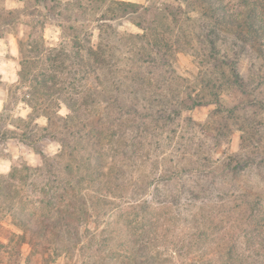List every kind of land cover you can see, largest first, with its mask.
<instances>
[{
    "label": "rangeland",
    "instance_id": "1",
    "mask_svg": "<svg viewBox=\"0 0 264 264\" xmlns=\"http://www.w3.org/2000/svg\"><path fill=\"white\" fill-rule=\"evenodd\" d=\"M111 1L0 0V180L9 172L14 161L34 166L43 159L51 158L60 148L59 142L48 135L37 139L42 133L37 129L46 124V119L43 116L34 117L25 101L29 88L18 77L20 56L34 40L42 41L45 47H54L61 42L68 47V41L74 35L82 39L84 34L93 32L90 37L94 42L97 28L103 23L109 25L107 31L115 29L122 34L141 33L134 23L138 20L135 15L107 19L110 15L106 10L113 5ZM222 1L233 11L239 10L242 5L238 0ZM140 4L149 6L154 12L170 5L176 13V23L170 17L166 19L172 30L169 35L179 40V51L173 56L174 69L162 65L157 59L152 62L148 59L150 62L138 68L134 61L136 56H128L127 60L124 52L131 45H139L141 39L122 37L115 42L116 56L107 57L113 64L112 72H108L107 76L115 78L126 65H130V74L145 78L148 82L145 85L151 90L161 88L166 98L178 95L186 100L187 105L199 99L200 104L183 109L180 117L171 121L162 132L177 142L175 145H179V149L175 155L183 162L184 157L192 154L194 158L211 148L212 152H216L211 154V165L205 170L201 167V170L191 171L189 176L181 175L169 181H151L148 176L134 198L122 197L119 206L107 217L82 223L78 235L68 232L57 235L59 241L69 244V248H64L59 254L50 247L43 252L32 249L27 243L12 247L16 234L20 233L13 220L21 214L18 211L12 215L5 209L0 210V264H122L117 255L125 253L126 247L132 248V239L143 250H154L157 261L165 264L163 258L166 256L162 253L178 248V240L189 238L191 232H222V227L227 226V219L234 221L236 226L230 230L239 236L242 230L248 233L257 230L248 224V214H257L253 204L257 199L263 204L259 214L264 213V38L248 36V41H244L235 36L234 29H220L218 54L213 56L206 52L202 41L201 34L210 25L201 14L199 0H142ZM104 13L106 16H103ZM231 61L239 69L242 86L229 87L231 80L227 64ZM150 78L156 81L152 83ZM100 79L93 82L97 90L112 81L103 83ZM109 86L116 88L112 83ZM227 108H233V111L228 112ZM67 111L62 104L59 114L64 115ZM16 116L28 119V127L33 131L31 138L37 139L34 144L2 135L6 130L17 135L22 132L24 126L15 120ZM34 124L38 127L34 128ZM172 129L175 132L169 131ZM162 152L166 154L169 151L163 147ZM229 157L232 158L230 167L233 170L221 171L220 167L227 164ZM128 170L134 172L135 178L138 176L135 167ZM137 172L141 173L140 169ZM193 180L197 183L194 189L197 192L189 200L186 199L187 189L195 185ZM132 189V185L127 186L128 195ZM247 201L249 203L245 204ZM216 209L225 216L228 214L222 218V226L217 219L212 220ZM28 213L30 210L26 209L22 214ZM239 218L246 220L247 225L238 226ZM153 219H157L156 225ZM145 228L150 233L143 237L140 232ZM196 247L211 252L215 244L210 238L199 241ZM184 249L190 250V247L185 246ZM187 258L176 254L171 260L173 264H184ZM206 262L203 264H208Z\"/></svg>",
    "mask_w": 264,
    "mask_h": 264
},
{
    "label": "trees",
    "instance_id": "2",
    "mask_svg": "<svg viewBox=\"0 0 264 264\" xmlns=\"http://www.w3.org/2000/svg\"><path fill=\"white\" fill-rule=\"evenodd\" d=\"M238 1L242 5L239 10L233 11L222 0H199L201 14L210 25L201 34L206 52L210 55L218 54L220 29H234L235 36L244 41H248V36L264 38V0ZM111 3L113 5L106 10L110 15L107 19L135 15L138 20L134 23L141 33L122 34L115 29L107 31L109 25L103 23L97 28L94 42L90 37L93 32L84 34L82 39L74 35L68 41V47L62 42L54 47H45L42 41L34 40L20 56L18 77L29 88L25 101L34 117L43 116L46 119V124L37 129L42 131L37 139L48 135L59 142L60 148L47 159L49 161L43 159L34 166L14 161L9 172L0 180V210L5 209L12 215L18 211L21 214L13 220L20 233L16 234L12 247L27 243L32 249L43 252L50 247L59 254L64 248H69V244L59 241L57 235L64 232L78 235L82 223L107 217L119 206L122 197L134 198L148 176L151 181L189 176L193 170L209 167L211 154L216 153L209 148L205 154L194 158L192 154L184 157L183 162L175 155L179 149V145H175L177 142L162 132L171 121L180 117L183 109L200 104L199 99L187 105L186 100L178 95L166 98L161 88L151 90L145 85L148 83L145 78L130 74V65H126L115 78L107 76L108 72H112L113 65L107 57L116 56L115 42L122 37L141 39L139 45H131L124 52L127 60L128 56H136L134 61L138 68L148 59L151 62L157 59L162 65L174 69L173 56L179 51V40L169 35L172 30L166 19L170 17L176 23V13L170 5L154 12L140 3L124 0H112ZM227 66L231 80L229 87L242 86V76L235 62H228ZM99 77L103 83L111 79L109 85L112 83L116 88L105 85L100 90L95 89L93 82H98ZM155 81V78H150V82ZM121 85L124 87L121 88ZM215 101L221 106L217 98ZM62 104L68 109L64 115L59 114ZM226 110L231 112L233 108ZM15 120L23 124L22 132L17 135L6 130L2 135L34 144L37 139L31 138L33 131L28 127V119L16 116ZM33 126L38 127L37 124ZM16 127L20 129V125ZM169 131L175 132L173 129ZM163 147L169 152H162ZM228 159L227 164L220 167L221 171L233 170L230 167L232 158ZM134 167L141 171L136 170V178L134 172L128 170ZM193 184L187 189L186 199L192 200L194 197L191 196L197 192L194 180ZM129 185L133 189L128 195ZM253 204L257 214H248V224L257 229L254 232L242 230L239 236L230 230L236 226L234 221L227 219V226L222 227V232H191L189 238L178 240V248L162 253L166 256L163 262L173 264L171 258L177 254L188 257L184 264H203L205 261L208 264H264V213L259 214L263 204L258 199ZM26 209L30 213L23 215ZM226 216L216 209L212 220L217 219L222 226V218ZM230 221L232 224L229 226ZM153 222L156 225L157 219ZM237 224L245 225L246 220L239 218ZM216 227L219 228V225ZM140 233L145 237L150 232L145 228ZM210 238L215 244L211 252L196 247L199 241ZM134 242L132 239V248L126 247L125 253L117 255L120 263L160 264L154 250H143L140 244ZM185 246L190 250L184 249Z\"/></svg>",
    "mask_w": 264,
    "mask_h": 264
},
{
    "label": "crops",
    "instance_id": "3",
    "mask_svg": "<svg viewBox=\"0 0 264 264\" xmlns=\"http://www.w3.org/2000/svg\"><path fill=\"white\" fill-rule=\"evenodd\" d=\"M124 1H129V2L140 3L142 0H124Z\"/></svg>",
    "mask_w": 264,
    "mask_h": 264
}]
</instances>
